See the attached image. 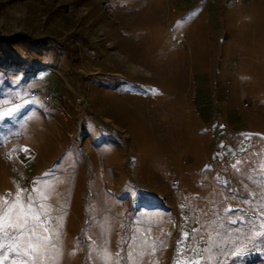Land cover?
Listing matches in <instances>:
<instances>
[{
    "label": "rangeland",
    "instance_id": "rangeland-1",
    "mask_svg": "<svg viewBox=\"0 0 264 264\" xmlns=\"http://www.w3.org/2000/svg\"><path fill=\"white\" fill-rule=\"evenodd\" d=\"M0 216L3 264H264V0H0Z\"/></svg>",
    "mask_w": 264,
    "mask_h": 264
},
{
    "label": "snow or ice",
    "instance_id": "snow-or-ice-1",
    "mask_svg": "<svg viewBox=\"0 0 264 264\" xmlns=\"http://www.w3.org/2000/svg\"><path fill=\"white\" fill-rule=\"evenodd\" d=\"M14 207L16 208H20V207H23L22 204H15ZM37 220H39V217H36ZM26 225V219H25V222L24 224H20V223H17V224H9L7 222L4 221V217L0 216V235H9V229H22V227H24ZM46 230V229H45ZM30 231V236H35L36 233L33 232L31 229L29 230ZM18 239V237H17ZM41 239H44V240H47V239H50V237H41ZM11 247V246H9ZM29 250L30 252L31 251H35L37 249V245H34V244H30L29 246ZM5 248V244L3 243H0V249H4ZM13 251H15V248H12ZM0 264H3V261H0ZM33 264H35V261L33 262ZM190 264H193V262H190ZM194 264H199V262H194Z\"/></svg>",
    "mask_w": 264,
    "mask_h": 264
},
{
    "label": "built area",
    "instance_id": "built-area-1",
    "mask_svg": "<svg viewBox=\"0 0 264 264\" xmlns=\"http://www.w3.org/2000/svg\"><path fill=\"white\" fill-rule=\"evenodd\" d=\"M184 39H185V37H184Z\"/></svg>",
    "mask_w": 264,
    "mask_h": 264
}]
</instances>
